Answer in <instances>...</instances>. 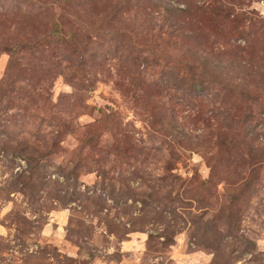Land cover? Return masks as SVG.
<instances>
[{
	"label": "rangeland",
	"instance_id": "rangeland-1",
	"mask_svg": "<svg viewBox=\"0 0 264 264\" xmlns=\"http://www.w3.org/2000/svg\"><path fill=\"white\" fill-rule=\"evenodd\" d=\"M0 264H264V0H0Z\"/></svg>",
	"mask_w": 264,
	"mask_h": 264
},
{
	"label": "trees",
	"instance_id": "trees-1",
	"mask_svg": "<svg viewBox=\"0 0 264 264\" xmlns=\"http://www.w3.org/2000/svg\"><path fill=\"white\" fill-rule=\"evenodd\" d=\"M94 136V135H93Z\"/></svg>",
	"mask_w": 264,
	"mask_h": 264
}]
</instances>
